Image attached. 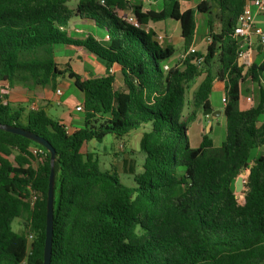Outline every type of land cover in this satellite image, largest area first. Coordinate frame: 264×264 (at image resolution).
<instances>
[{"label":"trees","instance_id":"obj_1","mask_svg":"<svg viewBox=\"0 0 264 264\" xmlns=\"http://www.w3.org/2000/svg\"><path fill=\"white\" fill-rule=\"evenodd\" d=\"M71 1L0 0V85L55 90L66 77L82 95V126L70 133L44 110L24 115L8 96L0 97L1 125L36 134L55 151L50 264H264V154L254 157L264 149L262 90L254 107L239 108L242 85L264 78V55L240 65L234 37L246 0H203L184 11L177 0H162L161 10L146 12L126 0H77L70 8ZM214 9L219 33L210 18ZM127 11L141 26L177 22L184 59L165 71L173 47L126 24L118 13ZM196 14L208 16L210 42L202 52H188ZM73 19L89 22L103 38H71ZM57 47L74 49L79 63L94 57L104 69L81 75L67 65L61 70ZM201 77L187 118L211 108L213 88L223 82L226 135L220 147L203 136L192 148L181 120L186 88ZM145 126L141 171L132 172V186L82 153L90 141L121 139ZM33 148L43 155L33 156ZM49 172L43 147L0 130V264H43ZM241 174L238 201L234 187ZM15 219H22L19 232L11 227Z\"/></svg>","mask_w":264,"mask_h":264},{"label":"rangeland","instance_id":"obj_2","mask_svg":"<svg viewBox=\"0 0 264 264\" xmlns=\"http://www.w3.org/2000/svg\"><path fill=\"white\" fill-rule=\"evenodd\" d=\"M77 0H72L68 6L70 8H74ZM182 7L187 5V0H178ZM200 1V0H195ZM198 3V2H197ZM264 16V15H262ZM213 28L216 30L219 25V20L214 10H212V15L210 16ZM196 31L195 36H197L198 41L201 42L200 38L207 39L209 33L207 32V20L208 16L205 14H196ZM264 21V17L261 18ZM261 22V21H260ZM205 28V34L202 32L203 26ZM77 28L80 30V33H74L71 31L69 33L71 38H83L87 34L94 36L97 40H101L103 36L90 24L89 22H76L74 29ZM142 32L147 33L145 28L140 29ZM264 31V30H263ZM178 35L179 32L174 33V36L168 40L162 39L159 43L162 46L170 45L174 49V54L170 58V61H180L176 59L179 55H183L181 48V43H178ZM207 37V38H206ZM153 40V38H152ZM170 40V41H169ZM156 41V39H155ZM197 41V42H198ZM204 47L207 46V41L204 40ZM195 50V49H194ZM197 50V49H196ZM205 50V49H204ZM203 50V51H204ZM56 62L59 65L61 70L66 68V65L77 75H81L83 72H91L93 74L99 73L103 70V65L94 57L89 58L85 63H78L75 60V53L73 49L68 47H57L56 48ZM167 63V62H166ZM200 67V66H199ZM201 69V68H200ZM202 77L198 80H195L194 84H190L186 88L185 92V107L182 114V119L186 126V135L189 141V144L192 148H198L202 142L203 136H207L214 147H220V145L225 140V119L223 116V107L224 103L222 99L225 97L224 90L222 89V83H217L215 88L213 89L210 97L209 103L214 111H220L221 115L214 116L213 114L204 115L203 111L198 112L195 119L188 120V115L192 111V95L193 92L197 89L198 81H200ZM120 77H117L116 87L119 85ZM251 86L253 84L247 82L242 85V98L251 99ZM60 89L63 91V95L60 99L59 106H56L53 101H51V97L55 96L56 89ZM55 90L47 89V95L44 94L41 90H36L31 93L25 89L16 87L14 89H7L4 85H0V97L8 96V101L16 107H21L24 109L26 113L31 111L30 107L32 103L37 105L38 108H43L46 111L48 117L53 120H58L57 118L61 117L63 114H68L72 119H74L73 124H69L67 126L68 132H72L74 128L78 129L82 126L81 122L83 121V113L76 112V106H82V95L73 88V85L70 80L66 77L61 78L59 80L58 86ZM45 97L47 99H45ZM68 100L70 106H67L64 102ZM76 105V106H75ZM211 109V108H210ZM76 120L79 122L77 123ZM209 125H211V129L209 130ZM149 127L145 126L138 130L131 131L128 135L122 137L121 139H117L112 135L106 136L101 142L90 141L82 148L83 154H91L94 155V158H97V162L99 165V169L101 171H116L123 183L127 186H132V172L139 173L141 171V164L143 161V153L140 149V139L144 132L148 131ZM255 151L253 152V154ZM259 154H264V149L257 151L256 157ZM33 168L37 166V160L33 159L32 162ZM243 182L241 183V187L237 190L236 181H235V194L237 196L238 201L242 200L241 191L243 190V185L245 183V175H240ZM22 224V219H15L11 225L12 230L14 232H19Z\"/></svg>","mask_w":264,"mask_h":264},{"label":"crops","instance_id":"obj_3","mask_svg":"<svg viewBox=\"0 0 264 264\" xmlns=\"http://www.w3.org/2000/svg\"><path fill=\"white\" fill-rule=\"evenodd\" d=\"M178 1V0H177ZM201 1L203 0H200V1H195V0H187V5L185 7H182L180 2V9L182 11L184 10H187V9H193L196 7V5L198 3H200ZM132 3L134 4H141L142 6V11L143 12H146V11H149V10H153V11H159L161 10L162 8V0H131ZM198 2V3H197ZM130 11H127V12H123L122 15L124 14H128ZM214 12L215 14L217 15V18L220 22V16H219V13L214 9ZM255 12V10H254ZM119 15H121V13H118ZM255 18H254V26H253V33H252V37L250 38V60L251 61H257L259 60L261 57H263L264 53V45L261 44L260 42V38L261 37H264V21L261 20V18H263L264 16V13H257L255 12ZM83 22V21H79V20H76V19H73L70 23H69V27L71 28V30L74 32V33H80L81 31L78 30L77 28L74 29V26L76 25V22ZM261 21V22H260ZM203 29H202V32H204L205 34V28H204V25L202 26ZM218 28H216V30L214 29L215 33H219L220 32V29H221V23H219V25L217 26ZM141 28H145L147 30V32H151L154 34V37H153V40H155L158 36H161L163 39H170L174 36V33L176 32H179V26H178V23L175 22V21H172V20H165L163 22H157V23H153V22H149L147 23L146 25L142 26ZM208 37V36H207ZM206 37V38H207ZM178 43H181V48L183 50V42L180 38V33L178 35ZM201 42L198 41V38L197 36L194 35V39H193V43L191 45V49L192 50H196V51H200L202 52L205 47H204V40H206L205 38H200ZM170 41V40H169ZM198 41V42H197ZM156 42L161 46V47H165V46H170L169 44L168 45H165V46H162L156 39ZM69 48V47H68ZM72 49V48H71ZM74 53H75V60H76V56H77V53L75 52V50L73 49ZM249 51V50H248ZM260 52H262L261 54H259ZM182 55H179V57L177 56L176 59H180ZM88 60V59H87ZM86 60V61H87ZM85 61V62H86ZM84 62V63H85ZM177 61L173 62V61H168L167 63H165L166 66H172L173 64H175ZM79 63V62H78ZM238 63L240 64L239 60H238ZM104 69V68H103ZM103 71V70H102ZM101 71V72H102ZM99 72V73H101ZM84 73V72H83ZM91 73V72H90ZM200 79V78H199ZM117 80V78H116ZM201 81V80H200ZM200 81H198V84L200 83ZM220 83V82H218ZM222 83V89L224 90V83ZM197 84V85H198ZM217 84V83H216ZM215 84V86H216ZM121 86V81L119 82V85L117 87H120ZM214 86V88H215ZM16 88V87H15ZM213 88V89H214ZM14 89V88H13ZM56 89V88H55ZM11 90V89H10ZM36 90H41L44 92L45 95H47L48 93L46 92L47 89H36ZM35 90V91H36ZM57 90H60L56 89ZM262 90V92L264 93V78L260 81V84H253V86H251V96L249 100L247 99H244L242 98V94H241V99H240V102H239V108L241 110H248L252 107H254L257 102H258V98H259V91ZM34 91V92H35ZM55 91V92H56ZM62 91V90H60ZM33 93V91L31 92ZM63 93V91H62ZM55 95V94H54ZM63 95V94H62ZM45 99H47L45 97ZM60 99L61 98H57L56 96H53V98L51 97V101H53V103L56 105V106H59L58 103H60ZM69 101L66 100L64 103L67 105V106H70L71 105L68 103ZM11 104V103H10ZM76 106V105H75ZM77 107V106H76ZM75 107V108H76ZM31 110H37V109H42L44 110L43 108H38L37 105H35L34 103H32L31 107H30ZM212 109V107H211ZM215 109H212V111H214ZM45 112L47 110H44ZM76 111V110H75ZM77 112V111H76ZM220 112V111H219ZM27 113L24 111V115H26ZM220 115H221V112H220ZM58 121L61 122V124H63L65 127H67L69 124H73L75 121L74 119H72L68 114H63L61 117L57 118ZM77 123H79L77 120H76ZM83 122V121H82ZM81 122V124H82ZM211 125H209V130L211 129L210 127ZM76 128H74L75 130ZM87 144V143H86ZM85 144V145H86Z\"/></svg>","mask_w":264,"mask_h":264},{"label":"built area","instance_id":"obj_4","mask_svg":"<svg viewBox=\"0 0 264 264\" xmlns=\"http://www.w3.org/2000/svg\"><path fill=\"white\" fill-rule=\"evenodd\" d=\"M126 1L131 2V0H126ZM100 4H103V1H100ZM254 10L257 13L263 14L264 13V0H246L243 11L238 16L237 21H236V25L234 27V37L239 40L240 48H241V53H240V57L238 60L240 62V65H243L245 67H248L251 63L249 52H250V38L252 37L254 18L256 15ZM118 16H119V18H121V20H123L126 24L130 25L134 29H137V30L141 29L142 26L138 23L137 19L135 18V16L131 12H129L128 14H125V15L124 14L123 15L118 14ZM156 39L158 41H161L163 38L161 36H158ZM206 41H207V43H209L210 39L207 38ZM260 42L262 45H264V37L260 38ZM193 51L194 50H192L191 48H189V50H188V52H193ZM186 54H187V52L184 53L180 57L179 60H183L184 57L186 56ZM197 63H198V65H200L202 63V58H200ZM163 69L166 71L168 69V66L165 65L163 67ZM109 72L112 73V70H110ZM62 94L63 93L60 90H57L55 92V96L57 98H61ZM222 102L225 104V102H226L225 97L222 99ZM75 110L77 112H82V108L80 106H77L75 108ZM65 130H66V132H68L67 127H65ZM31 153L35 157H40L41 155H43V152L37 148H33L31 150ZM35 201H36V194H32L31 197L27 200V203L32 208ZM31 239H32V237L29 236V240H31Z\"/></svg>","mask_w":264,"mask_h":264},{"label":"water","instance_id":"obj_5","mask_svg":"<svg viewBox=\"0 0 264 264\" xmlns=\"http://www.w3.org/2000/svg\"><path fill=\"white\" fill-rule=\"evenodd\" d=\"M204 115L213 114L214 116H219V111H212L208 108L203 111ZM0 130L7 133L23 137L31 142L43 147L50 155V172L48 177V187L46 194V214H45V238L43 247V264H50L51 254H52V236H53V201H54V160L55 151L48 141L44 138L37 136L29 131L21 128L6 126L0 124ZM243 180L238 177L236 180L237 190L241 187Z\"/></svg>","mask_w":264,"mask_h":264}]
</instances>
